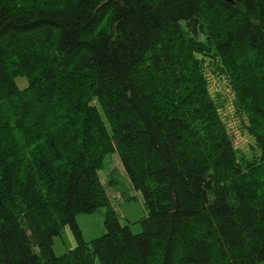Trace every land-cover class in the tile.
Wrapping results in <instances>:
<instances>
[{
    "label": "trees",
    "instance_id": "16d2710c",
    "mask_svg": "<svg viewBox=\"0 0 264 264\" xmlns=\"http://www.w3.org/2000/svg\"><path fill=\"white\" fill-rule=\"evenodd\" d=\"M216 67L256 161L209 94ZM112 154L141 233L101 184ZM100 208L86 243L75 217ZM66 225L77 246L55 256ZM95 260L264 264V0H0V264Z\"/></svg>",
    "mask_w": 264,
    "mask_h": 264
},
{
    "label": "rangeland",
    "instance_id": "374dc122",
    "mask_svg": "<svg viewBox=\"0 0 264 264\" xmlns=\"http://www.w3.org/2000/svg\"><path fill=\"white\" fill-rule=\"evenodd\" d=\"M208 78V91L214 100L219 114L227 126L232 137L234 149L238 155L248 160H257L258 151L247 134L245 119L239 114L234 95L229 88L224 75L218 73L217 67L212 72L206 68ZM19 88L26 85L25 80L18 78ZM102 186L115 208L121 226H126L132 234L141 233L140 221L147 216L141 194L135 192L120 163L117 154L108 155L104 159V169L99 173ZM105 210L98 209L93 214H78L75 217V226L79 230L84 242H91L104 233L103 221ZM77 246V239L71 226L66 225L61 235L53 238L52 249L55 256H62ZM94 264H99L97 260Z\"/></svg>",
    "mask_w": 264,
    "mask_h": 264
},
{
    "label": "water",
    "instance_id": "95a60500",
    "mask_svg": "<svg viewBox=\"0 0 264 264\" xmlns=\"http://www.w3.org/2000/svg\"><path fill=\"white\" fill-rule=\"evenodd\" d=\"M223 3H228V4H231L232 3V0H221Z\"/></svg>",
    "mask_w": 264,
    "mask_h": 264
},
{
    "label": "crops",
    "instance_id": "0c3cea01",
    "mask_svg": "<svg viewBox=\"0 0 264 264\" xmlns=\"http://www.w3.org/2000/svg\"><path fill=\"white\" fill-rule=\"evenodd\" d=\"M107 193V192H106ZM107 195H108V193H107ZM109 197V196H108ZM110 199V198H109ZM111 205H112V207H113V209H114V211H115V208H114V206H113V204H112V202H111ZM105 210V209H104ZM116 212V211H115ZM105 214H106V210H105ZM105 216V215H104ZM103 227H104V225H103ZM104 233H105V229H104ZM103 233V234H104Z\"/></svg>",
    "mask_w": 264,
    "mask_h": 264
}]
</instances>
